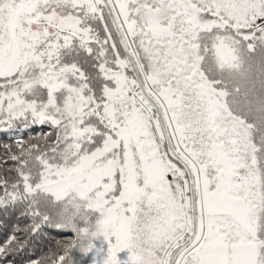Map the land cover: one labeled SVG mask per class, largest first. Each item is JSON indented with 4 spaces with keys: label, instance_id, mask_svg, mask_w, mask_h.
I'll list each match as a JSON object with an SVG mask.
<instances>
[{
    "label": "snow or ice",
    "instance_id": "snow-or-ice-1",
    "mask_svg": "<svg viewBox=\"0 0 264 264\" xmlns=\"http://www.w3.org/2000/svg\"><path fill=\"white\" fill-rule=\"evenodd\" d=\"M44 126L0 146V262L264 264V0H0V134Z\"/></svg>",
    "mask_w": 264,
    "mask_h": 264
},
{
    "label": "trees",
    "instance_id": "trees-1",
    "mask_svg": "<svg viewBox=\"0 0 264 264\" xmlns=\"http://www.w3.org/2000/svg\"><path fill=\"white\" fill-rule=\"evenodd\" d=\"M47 131H49V129L47 126H44L42 128L33 127L30 131L3 133L0 134V146L13 143L18 136H23V138L27 140L30 135ZM2 150V147H0V151ZM0 221H4L3 225L0 226V245H2L8 235H10L12 226L16 222V218L15 216L5 217L0 213ZM26 222L27 221H22V223ZM48 233H50V235ZM63 238H65L64 234L48 229L42 238L31 240L23 251L8 256L6 261L0 262V264H30L32 261H39L40 264H45V261H48V258L52 256V253L57 250L56 242ZM72 255L80 262V264H90V256L81 259V253L78 251H74ZM48 264H50V261Z\"/></svg>",
    "mask_w": 264,
    "mask_h": 264
},
{
    "label": "rangeland",
    "instance_id": "rangeland-1",
    "mask_svg": "<svg viewBox=\"0 0 264 264\" xmlns=\"http://www.w3.org/2000/svg\"><path fill=\"white\" fill-rule=\"evenodd\" d=\"M118 255H119V259L121 261H126L128 259L129 253L127 250H124L121 253H119Z\"/></svg>",
    "mask_w": 264,
    "mask_h": 264
},
{
    "label": "clouds",
    "instance_id": "clouds-1",
    "mask_svg": "<svg viewBox=\"0 0 264 264\" xmlns=\"http://www.w3.org/2000/svg\"><path fill=\"white\" fill-rule=\"evenodd\" d=\"M164 15H166V13H161L160 18L162 19ZM144 20H145V22H148L149 20H151V17L145 15Z\"/></svg>",
    "mask_w": 264,
    "mask_h": 264
}]
</instances>
